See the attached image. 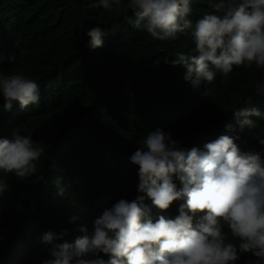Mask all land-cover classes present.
<instances>
[{"label":"trees","instance_id":"obj_1","mask_svg":"<svg viewBox=\"0 0 264 264\" xmlns=\"http://www.w3.org/2000/svg\"><path fill=\"white\" fill-rule=\"evenodd\" d=\"M230 1L233 6L242 2ZM216 2L192 0L193 25L206 13L218 15L211 7ZM96 3L0 0V75L36 80L41 96L37 105L22 109L13 102L12 110L4 111L0 95V137L30 135L33 145L44 149L34 161L36 175L19 181L13 173L0 172L9 183V191L0 196V264H44L53 259L51 245L40 239L45 232L67 229L55 243L72 242L81 235L78 230L74 235V229L81 223L91 228L103 209L120 198L145 195L153 218L161 215L146 194L137 192L138 166L129 159L149 131H170L183 148H203L226 134L241 151L264 131V118L252 122L257 132L246 126L241 131L230 114L256 103L252 90L264 79L254 63L251 68L233 66L227 77L217 72L205 96L196 100L193 86L183 78L186 69L162 59L178 52L196 55L191 30L161 41L132 27L135 16L125 10L129 0H121L113 11L93 7ZM94 26L106 35L103 47L92 50L85 33ZM10 54H16L15 63L8 62ZM227 123L235 131H227ZM40 174L44 179L36 182ZM57 177H62L63 196L57 195ZM73 215L79 219L70 222ZM228 240L239 243L232 236ZM236 264L264 261L249 252L241 253Z\"/></svg>","mask_w":264,"mask_h":264},{"label":"clouds","instance_id":"obj_2","mask_svg":"<svg viewBox=\"0 0 264 264\" xmlns=\"http://www.w3.org/2000/svg\"><path fill=\"white\" fill-rule=\"evenodd\" d=\"M228 2L211 4L218 15L206 13L194 25L189 19L192 0H129L125 10L135 16L132 27L146 30L154 39L175 40L178 33L191 30L197 54L178 52L173 59H162L186 69L183 78L200 100L217 72L227 77L233 66L251 68L254 63L264 79V0H242L237 6ZM93 7L113 11L121 7V0H98ZM85 34L90 38L87 47H103L106 33L100 26ZM7 59L15 63L16 54ZM252 93L255 105L230 113L241 131L246 126L257 132L252 122L264 118V81ZM0 95L4 111H11L13 102L23 109L39 104L40 84L22 74L0 75ZM225 128L235 131L231 123ZM248 143L251 148L241 151L232 136L222 134L203 148H183L170 131H149L129 159L138 166L137 192L146 194L161 215L153 218L145 195L120 198L103 209L91 228L81 223L74 229V235L77 230L81 235L72 242L55 243L67 229L45 232L40 239L51 245L53 259L44 264H236L241 253L249 252L264 261V131ZM43 152L30 135L13 132L11 138L0 137V172L13 173L19 181L28 179L36 175L34 161ZM43 179L42 174L36 176V182ZM61 182L57 177V195L63 196ZM7 191L9 183L0 179V196ZM78 219L73 215L70 222ZM230 236L239 239L238 245L229 242Z\"/></svg>","mask_w":264,"mask_h":264}]
</instances>
